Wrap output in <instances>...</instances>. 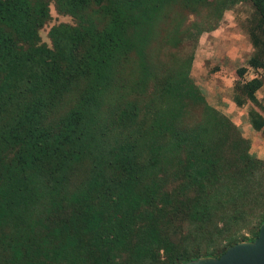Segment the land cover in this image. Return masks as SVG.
Instances as JSON below:
<instances>
[{
  "label": "trees",
  "instance_id": "16d2710c",
  "mask_svg": "<svg viewBox=\"0 0 264 264\" xmlns=\"http://www.w3.org/2000/svg\"><path fill=\"white\" fill-rule=\"evenodd\" d=\"M238 4L232 98L264 134V0H0V264H180L258 236L264 159L192 74Z\"/></svg>",
  "mask_w": 264,
  "mask_h": 264
},
{
  "label": "rangeland",
  "instance_id": "374dc122",
  "mask_svg": "<svg viewBox=\"0 0 264 264\" xmlns=\"http://www.w3.org/2000/svg\"><path fill=\"white\" fill-rule=\"evenodd\" d=\"M51 12L53 20L50 24L68 20V17L58 15L53 7ZM249 14V5L238 4L225 12L216 30L203 33L200 37L192 74L210 103L222 99L226 101L233 83L231 71L243 64L253 51L242 27V22ZM47 30L48 26L41 30L42 38L46 41ZM227 52L232 56L229 57ZM217 65L222 67V73L210 74L209 70Z\"/></svg>",
  "mask_w": 264,
  "mask_h": 264
},
{
  "label": "water",
  "instance_id": "95a60500",
  "mask_svg": "<svg viewBox=\"0 0 264 264\" xmlns=\"http://www.w3.org/2000/svg\"><path fill=\"white\" fill-rule=\"evenodd\" d=\"M180 264H264V221L254 240L237 242L218 258L200 257Z\"/></svg>",
  "mask_w": 264,
  "mask_h": 264
},
{
  "label": "crops",
  "instance_id": "0c3cea01",
  "mask_svg": "<svg viewBox=\"0 0 264 264\" xmlns=\"http://www.w3.org/2000/svg\"><path fill=\"white\" fill-rule=\"evenodd\" d=\"M228 22L231 23V21ZM227 54L229 55V57L232 56L231 54H229V52H227ZM262 74L264 75V72ZM253 75L254 72L250 70L246 76L247 78H250ZM256 96L264 104V83L257 90ZM232 97H233V84L230 85V93L228 97H226L227 98L226 101L222 99V101L218 100L211 104L217 107L218 109H220L221 111H223L228 117H230L239 124L243 135L251 140V152L259 156L260 158L264 159V134H262V132L260 131H255L250 126L249 119L247 116L249 106H243V107L237 106L234 103Z\"/></svg>",
  "mask_w": 264,
  "mask_h": 264
}]
</instances>
